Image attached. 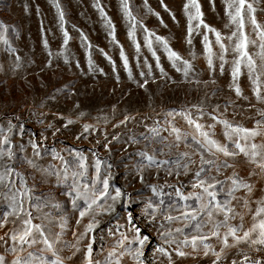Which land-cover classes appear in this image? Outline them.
Segmentation results:
<instances>
[{
  "label": "rangeland",
  "instance_id": "rangeland-1",
  "mask_svg": "<svg viewBox=\"0 0 264 264\" xmlns=\"http://www.w3.org/2000/svg\"><path fill=\"white\" fill-rule=\"evenodd\" d=\"M187 2L127 0L126 10L124 0H0V24L4 26L0 29V173L6 174L0 183V217L11 211L12 198L27 190L23 207L31 212L32 223L43 227L55 252L53 255L47 249L35 231V244L21 245L11 239L13 232L23 227L26 215L21 212L7 216V224L0 227V256L5 257V264H12L17 257L21 261L29 259V253L31 264H51L57 256L63 264H86L90 242L94 264H105L113 250V264L117 258L120 264H138L128 252L129 248L140 246L139 241L133 242L137 235L148 238L143 246V264H255L241 261L264 260V245L252 244L251 240L236 244L229 237V245L235 246L226 248L222 238L227 225L221 224L220 237L211 236L217 230L215 225L225 218V213L215 209V201L198 211L197 220L182 216L184 211L199 210L201 203L211 199L203 188L193 187L204 179L207 183L222 182L210 191L217 192L216 200L221 204L229 202L233 212L228 213V225H243L237 235L242 236L264 219V213L257 215V210L264 207V168L260 167L264 149H257L261 154L253 162L228 140L227 129L219 123L226 119L233 126L252 129L259 120L264 128V116L260 115L264 101L257 99L256 85L243 64L238 77L243 95L238 96L231 86L236 38L227 37L237 30V25L227 14L225 0H198V4L204 22L221 33L227 53L216 43L215 34L203 26L197 27L196 20L191 21L193 31L191 43L188 42V12L195 14V9L190 7L186 12ZM248 2L257 9L254 15L264 27V0ZM242 31L257 41L256 45H249L248 51L259 66V36L246 6ZM204 35L211 41L212 67L208 64ZM156 37L167 39L169 47L190 62L187 76L183 62L177 61L174 66ZM149 39L152 48L148 47ZM220 55L228 61L223 64V71ZM258 71L262 72L260 93L264 96V70ZM188 111L213 139L238 153L225 156L204 152V159L215 164L205 166L206 171L199 178L196 172L202 167L200 154L195 152V146L188 147L192 135L198 133L180 115ZM169 112L173 115H167ZM69 120L73 122L69 124ZM86 125L90 126L87 131ZM173 126L187 135V141H176L171 132ZM154 128L159 135L152 131ZM250 143L262 144L264 136H257ZM186 151L190 157L180 160L178 166L180 153ZM141 153L154 156L156 162L150 164ZM97 160L101 162L100 180L109 178V193L115 195L114 189L119 188L122 196L115 202L101 201L105 208L112 205L114 210L100 211L96 215L98 226L81 239L91 215L80 219L69 193L74 183L81 192L92 189ZM81 172L85 173L83 177L73 175ZM233 173L251 186L250 192L246 188L233 191L228 179ZM101 187L95 185L96 189ZM178 193L189 199H181ZM196 194L203 195L204 200H197ZM78 203L83 206V201ZM149 204L153 208H148ZM94 211L99 210L94 206ZM208 211L213 213L211 219ZM168 215L180 219L168 221ZM197 222L202 225L199 232ZM169 232L171 235H164ZM258 233L259 229L251 238H257ZM200 235L209 237L205 243L214 251L208 255L199 242L196 248L183 243L185 238ZM160 248L167 254L158 251ZM181 251L185 255H179ZM214 252L221 254L219 260Z\"/></svg>",
  "mask_w": 264,
  "mask_h": 264
},
{
  "label": "snow or ice",
  "instance_id": "snow-or-ice-1",
  "mask_svg": "<svg viewBox=\"0 0 264 264\" xmlns=\"http://www.w3.org/2000/svg\"><path fill=\"white\" fill-rule=\"evenodd\" d=\"M225 4H226L227 9H228L227 14L230 17L232 24L237 25V30L233 31L232 34L229 37H227V39H229V40L236 38V43L232 47V52L235 54L236 58L232 61L233 67L231 69V76H232L233 84L231 86L234 88V90L238 96L243 95L242 89L238 83V77L241 75V66L243 64L247 68L249 76L252 77V83L254 85H256L255 92H256L257 99L264 101V96H262L260 93V76H261L262 72L258 71V68L261 70H264V27H262L257 22L256 17L254 15L255 12L257 11V9L253 6V3H249L248 0H225ZM245 6L247 8L248 13L250 14V21H251V24L254 26V31H257L258 36H259V41H260V43L258 45L259 51L256 54L262 62L259 66L257 65L256 60L253 59V56L248 51L249 45L250 44L256 45L257 41L256 40H250L249 37L242 31L244 28ZM124 7L127 10V8H128L127 0H124ZM190 7L195 9V14L188 12V18H189V29H188L189 40H188V42L191 43L190 36H191L192 31H193L192 26H191V21L196 20V21H198L197 27L203 26L205 29H207L208 32L215 34L216 43L219 44V47L223 53H227L228 48L223 43V38L221 36V33L218 30H216L215 28L206 24L204 22V20L202 19L203 13L200 11V6L198 4V0H188V2L184 5L186 12ZM233 9H234V11H233ZM62 15H63V13H61V16ZM129 15H130V13H129ZM226 27H227V25H226ZM3 28H4V26L2 24H0V29H3ZM237 33H239V36L237 35ZM65 35L67 36V33H65ZM131 35L133 36V38H135L134 32L131 33ZM151 35L152 34L149 33V36H151ZM2 38L3 37L0 36V39H2ZM203 39H204L205 47H206V50L208 53V64L210 67H212L213 66L212 57H213L214 53H213L211 41L209 40L208 35H204ZM156 40L163 44V47L168 54V59L170 61H172L174 66L176 65L177 61L183 62V66H184L183 71H184L185 76H187L189 70L192 67L190 62L187 60H183V58L180 56V54L178 52L172 50L169 47L167 39H165L164 37H156ZM4 42L7 43V40H5ZM65 43H67V39L65 40ZM148 47L152 48L151 39L148 40ZM137 48H139V45H137ZM153 55H155L154 51H153ZM219 59L221 60V71H223V64L227 63L228 61L225 59L224 55H220ZM157 61H159V57H157ZM124 62H125V65H127V58L126 57H125ZM141 86L143 87V85H141ZM167 115L172 116L173 113L169 112ZM180 115L185 116V118L187 119V123L189 125L194 126L196 133H198V136L195 134L192 135V137H191L192 143L188 144L189 148H193V146H195V152H198L200 154V157H201L202 167L199 169V171L196 172V176L198 178L201 176V173L206 171L205 166H212L215 164V161H213V160H205L204 159V152H210L213 154H215V152H220V153H223L225 156H235L238 154L237 152L230 151L228 149L227 145H223V144L219 143L217 140L213 139L212 134L209 131L204 130L205 126L203 124L199 123L197 120L192 118L190 111L181 112ZM260 115L264 116V110H262L260 112ZM126 119H128V118L126 117ZM72 122L73 121H71V120L68 121L69 124ZM121 123H124V121H121ZM219 123L223 124L225 126V129H227V131L225 132V135L227 136L228 140L234 144L235 148L238 149L239 152L244 153L246 156H250L251 160L253 162H255L256 157L261 154L259 151H257V149H264V143L259 144V145H257L256 143H250V145H249V142L252 141L257 136H264V128L260 127L262 122L258 120L257 121V127L252 128V129L245 128V127L240 126V125L233 126V124L226 119L220 120ZM88 127H90V126H88V125L85 126V131L88 130ZM209 127L214 128L215 126L210 125ZM152 131L154 133H156V135H159V132L157 131V129L154 128V129H152ZM171 132L175 134L177 142H180L182 140L187 141V139H188L187 135H183L181 133V130L175 126H173L171 128ZM241 141H244L245 143L242 144ZM5 142H7V137H5ZM33 147H36V146L33 145ZM213 150H215V151H213ZM8 155L11 156L12 153L9 151ZM76 155L79 156L81 158V160L84 159V157L81 155V153H76ZM141 155L145 156L150 164L156 162L154 156L147 155L146 153H141ZM2 156H3V153L0 152V157H2ZM186 157H190L189 152L186 151V152L180 153V155L177 159V165L180 166L179 161L183 160ZM60 158L63 159L62 157H60ZM192 162H194V161H192ZM29 163H31V161H29ZM100 163L101 162L99 160H97V162H96V179L93 181L92 189L90 191L81 192L80 186L78 184L74 183L73 190H72V192L69 193V195L72 196V200H71L72 206L74 209L79 211L80 219H83L85 216L91 215L90 222L85 225V231L80 236L81 239L86 237L90 232L94 231V229L98 226L99 221L96 220V215H98L100 211L107 212L110 210H114L112 205H108L105 208L104 205L101 203V201L103 200L106 202L107 200L111 199L113 202H115L119 197L122 196L121 190L119 188L114 189L115 195H111L109 193V178L106 177L103 180H100V177H99ZM162 163L167 164L169 162L163 161ZM33 166H35V165H33ZM81 167L83 168V164H81ZM183 167L187 171L188 164L187 163L183 164ZM260 167L264 168V163H261ZM208 170L210 171V168ZM73 175L83 177L85 175V173L84 172L74 173ZM5 179H6V174L0 173V183H2ZM212 179L215 180L214 177ZM228 179L232 181L233 191L236 189H239V188H246V189H248L249 192L251 191V186L248 185L247 183L242 182L240 179H238L236 173H233V176L229 177ZM97 183L102 185V187L99 189H96L95 185ZM221 183H222L221 181H215V183H207L204 179H200L197 184H194L193 187L203 188V192L207 195V197H210L211 199H209L207 201V203H201L199 206V210L193 208L191 210V212L184 211L182 213L183 218L185 220H193V221L197 220L198 211H200V212L204 211L206 208L209 207V205L213 204V201H215V205H214L215 209L220 211V212L225 213V218H224V221L217 223L215 225V228L217 230L211 232V236L220 237L221 233L219 231V228L221 227V224H224V225H227V227H228V230L223 234V238H222L223 244L226 248L235 246V245H229V243H228L229 237H232L235 240L236 244H239L241 242H247V241L251 240L252 244L264 245V219H261L259 221V224H254L252 226V228H250L248 231H245L242 236L237 235V232L243 228L242 224L239 226V228L236 226L228 225V220L230 218L228 216V213H232L233 209L230 206H228L229 205L228 201L224 202V204H221L219 201L216 200V196H217L216 191H214V190L210 191V189H215L216 184H221ZM85 188L87 189L88 185H85ZM26 193H27V190L25 193H20L19 197L14 196L12 198V201L9 205V207L11 208V211L6 213L3 217H0V227H3L5 224H7V222H8L7 216H10L13 214L18 215L19 213L24 212L26 215V218L22 220L23 227L19 231L13 232V234L11 235V239L13 241L18 240L21 245H23V244H35L37 242V240L34 236V231H35V233H39L40 236L43 238V242L47 246V249L50 251H53V245H52V243L49 242V238L46 235H44L43 227L39 224H33L31 212H26V210L23 207V197L26 195ZM231 194L232 193L229 192V196H231ZM178 195H180L181 199H183V200L189 199L188 196H183L180 193H178ZM196 199L199 201H203L204 196L200 195V194H196ZM78 201H83V206H81L78 203ZM94 206H95V209L99 210V211H94ZM37 207H38V205H37ZM57 207H59V205H57ZM184 207L188 208L189 206L184 205ZM148 208H153V205L149 204ZM261 213H264V207H261L257 210L258 216ZM212 214H213L212 211H208V213H207V215L210 219L212 217ZM165 219L168 221H172V220L180 219V217L168 215L165 217ZM129 221H131V215H129ZM65 223L61 224L62 229L65 227ZM78 223H79V221H78ZM195 227H196V230L199 232L202 228V225H201V223L197 222ZM257 229H259L258 236H257V238L252 239L251 238L252 234L255 233L257 231ZM135 231L138 233L140 230L137 228V229H135ZM176 231L181 232L182 229H177ZM164 235H171V233L170 232L165 233ZM208 238L209 237L206 235L192 236L190 240L188 238H185L183 243L184 244H191L193 248H196L198 246L197 242H199V244L203 245V247L205 249L204 254L208 255L209 251H214L210 244L205 243V241L208 240ZM124 239H126V237H124ZM147 239L148 238L146 236L143 238H140L137 235L133 242L139 241L140 246L135 248V249H131V248L128 249L129 254H131L133 256V258L135 260H137L138 264H143L141 257L143 256V246H144V243ZM92 241L93 242L95 241V237H92ZM77 243H79V241H77ZM119 244L121 246L123 245V239L121 241H119ZM72 246L75 247V245H72ZM12 251L15 252L16 248L13 247ZM77 251H79V248H77ZM158 251H160L161 253L167 254L165 249H163V248L158 249ZM221 251H223V249ZM92 252H93V245H92V242H90L87 245L86 264H94L93 259H92ZM214 254L216 255L217 260H219L221 254L218 252H214ZM53 255H55L54 251H53ZM114 255H115V250H113V252L109 253V258L105 261V264H113L111 257ZM121 255H124V253H121ZM179 255L183 256V255H185V253L181 251V252H179ZM31 256H32V254L29 253V259H26L24 261H21L20 257H17V259L14 260L12 262V264H31ZM0 264H5V257L4 256H0ZM41 264H46V262L41 261ZM51 264H63V261L61 260V258L59 256H57L55 260L51 261ZM95 264H99V262L97 261V262H95ZM115 264H120L119 258L116 259ZM233 264H235V262H233Z\"/></svg>",
  "mask_w": 264,
  "mask_h": 264
},
{
  "label": "trees",
  "instance_id": "trees-1",
  "mask_svg": "<svg viewBox=\"0 0 264 264\" xmlns=\"http://www.w3.org/2000/svg\"><path fill=\"white\" fill-rule=\"evenodd\" d=\"M241 263H255V264H264V260L248 258L241 261Z\"/></svg>",
  "mask_w": 264,
  "mask_h": 264
}]
</instances>
